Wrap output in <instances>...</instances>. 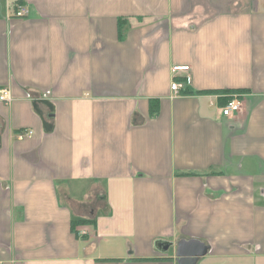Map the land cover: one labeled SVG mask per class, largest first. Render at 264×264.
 <instances>
[{
  "label": "crops",
  "instance_id": "obj_1",
  "mask_svg": "<svg viewBox=\"0 0 264 264\" xmlns=\"http://www.w3.org/2000/svg\"><path fill=\"white\" fill-rule=\"evenodd\" d=\"M0 88V264H264V0H0Z\"/></svg>",
  "mask_w": 264,
  "mask_h": 264
},
{
  "label": "built area",
  "instance_id": "obj_2",
  "mask_svg": "<svg viewBox=\"0 0 264 264\" xmlns=\"http://www.w3.org/2000/svg\"><path fill=\"white\" fill-rule=\"evenodd\" d=\"M29 10L24 4L16 3L14 6L13 13L11 17L23 19L28 17ZM188 66H177L173 68V72H185L188 71ZM190 83V76H185V81L173 80L171 85V90L174 94L180 95L182 92L186 91L187 85ZM221 97V96H220ZM12 101V93L9 88H0V102L9 103ZM242 108L241 94L235 93L229 95L227 103L219 107V113L225 117H232L234 114L239 112ZM34 134L33 131H26L19 134V139H24L31 137Z\"/></svg>",
  "mask_w": 264,
  "mask_h": 264
},
{
  "label": "water",
  "instance_id": "obj_3",
  "mask_svg": "<svg viewBox=\"0 0 264 264\" xmlns=\"http://www.w3.org/2000/svg\"><path fill=\"white\" fill-rule=\"evenodd\" d=\"M160 244L165 248H170L172 244H165L164 242L157 243V247ZM210 247L197 239L181 240L176 245V263L177 264H197L198 261L207 255Z\"/></svg>",
  "mask_w": 264,
  "mask_h": 264
},
{
  "label": "trees",
  "instance_id": "obj_4",
  "mask_svg": "<svg viewBox=\"0 0 264 264\" xmlns=\"http://www.w3.org/2000/svg\"><path fill=\"white\" fill-rule=\"evenodd\" d=\"M121 36V34H120ZM245 92V90H213V91H204L203 93H208V94H219V95H227L225 98V102L222 103L223 105H225L227 103V99L229 97V95H233L235 93H243ZM187 90L184 91V94H187ZM223 100V99H222ZM91 225H95L94 221L92 220H77V221H73L72 222V230H75L77 227L79 226H91Z\"/></svg>",
  "mask_w": 264,
  "mask_h": 264
},
{
  "label": "rangeland",
  "instance_id": "obj_5",
  "mask_svg": "<svg viewBox=\"0 0 264 264\" xmlns=\"http://www.w3.org/2000/svg\"><path fill=\"white\" fill-rule=\"evenodd\" d=\"M117 246V244H115V243H112V247H116ZM130 245H127L126 244V248H128ZM127 254H128V252L126 253V256H127Z\"/></svg>",
  "mask_w": 264,
  "mask_h": 264
}]
</instances>
